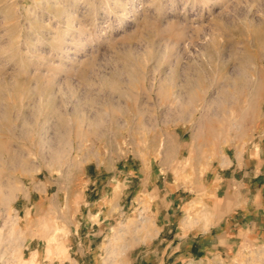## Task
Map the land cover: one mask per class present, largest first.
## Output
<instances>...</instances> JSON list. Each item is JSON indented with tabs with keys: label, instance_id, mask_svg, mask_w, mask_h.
<instances>
[{
	"label": "rangeland",
	"instance_id": "rangeland-1",
	"mask_svg": "<svg viewBox=\"0 0 264 264\" xmlns=\"http://www.w3.org/2000/svg\"><path fill=\"white\" fill-rule=\"evenodd\" d=\"M258 135L264 0H0V264H264L254 226L204 258L171 242L211 224L205 172ZM123 165L150 182L120 173L104 237L79 239L88 172Z\"/></svg>",
	"mask_w": 264,
	"mask_h": 264
},
{
	"label": "crops",
	"instance_id": "crops-1",
	"mask_svg": "<svg viewBox=\"0 0 264 264\" xmlns=\"http://www.w3.org/2000/svg\"><path fill=\"white\" fill-rule=\"evenodd\" d=\"M255 138V142L252 139L251 144L246 148L244 158L234 156L227 166L211 168L205 172L206 175L209 173L207 184L217 185V188H221L223 199L221 204H216L212 209L211 224L208 226H201L200 224L188 226L171 239V242L174 238L183 241L180 257L189 259L207 257L211 253H215L220 247L229 246L228 242L235 235L234 231L240 228L254 226L264 232V136L258 135ZM108 171L94 168L88 172V181L91 186L87 192L88 198L82 206L83 217L78 218L80 224L79 239L89 238L93 241L104 237L105 219L108 214L102 209L104 204L99 203L102 201L100 194L106 195V186L115 181L120 173L124 171L129 174L132 173L133 177L140 181V183L138 182L139 185L151 180V172L146 174L142 167L124 168L123 165L116 172L110 174ZM128 181L126 179L123 182ZM221 182L222 185H220ZM180 206L181 204L176 202L174 209L179 210ZM155 213L160 216L161 228H164L167 233H171L174 223L178 221L176 214L160 209H155ZM168 227L170 228L168 229ZM95 248L98 247L78 246L74 255L78 257L81 251L88 253ZM36 250L34 249L33 252ZM82 263L83 261L77 258L68 262V264Z\"/></svg>",
	"mask_w": 264,
	"mask_h": 264
},
{
	"label": "bare ground",
	"instance_id": "bare-ground-1",
	"mask_svg": "<svg viewBox=\"0 0 264 264\" xmlns=\"http://www.w3.org/2000/svg\"><path fill=\"white\" fill-rule=\"evenodd\" d=\"M193 93H194V92H193ZM193 93H192V94H193ZM191 96H192V95H191ZM16 153H17V152H16ZM14 155H15V154H14ZM18 156H19V155H18ZM21 157H22V156H21ZM15 158H16V157H15ZM12 161H13V160H12ZM23 163H24V162H23ZM21 168H22V167H21ZM7 185H8V184H7ZM9 185H10V184H9ZM9 188H11V187H9ZM12 190H13V189H12ZM4 199H5V198H4ZM19 239H20V238H19ZM19 241H20V240H19ZM21 244H23V243H21ZM17 245H18V244H17ZM3 253H4V252H3ZM3 253H1V256H2ZM5 255H6V254H5ZM2 257H3V256H2Z\"/></svg>",
	"mask_w": 264,
	"mask_h": 264
}]
</instances>
